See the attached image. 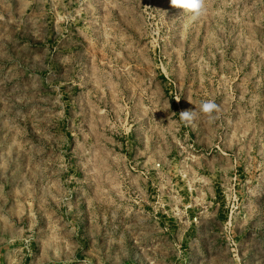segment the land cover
Wrapping results in <instances>:
<instances>
[{
    "label": "rangeland",
    "instance_id": "374dc122",
    "mask_svg": "<svg viewBox=\"0 0 264 264\" xmlns=\"http://www.w3.org/2000/svg\"><path fill=\"white\" fill-rule=\"evenodd\" d=\"M205 2L195 22L170 0L17 9L1 264H264V0Z\"/></svg>",
    "mask_w": 264,
    "mask_h": 264
},
{
    "label": "clouds",
    "instance_id": "9594fccd",
    "mask_svg": "<svg viewBox=\"0 0 264 264\" xmlns=\"http://www.w3.org/2000/svg\"><path fill=\"white\" fill-rule=\"evenodd\" d=\"M170 3L173 7L182 9L183 13L188 14L194 22L202 18L207 12L205 0H170ZM219 110V106L212 100H202L198 106L199 113L206 115L209 122L216 119L214 113H218ZM196 116V110H186L179 113L180 120L185 123H191Z\"/></svg>",
    "mask_w": 264,
    "mask_h": 264
},
{
    "label": "crops",
    "instance_id": "0c3cea01",
    "mask_svg": "<svg viewBox=\"0 0 264 264\" xmlns=\"http://www.w3.org/2000/svg\"><path fill=\"white\" fill-rule=\"evenodd\" d=\"M30 6L31 0H0V41L8 43L12 40L17 9H21L23 15Z\"/></svg>",
    "mask_w": 264,
    "mask_h": 264
}]
</instances>
